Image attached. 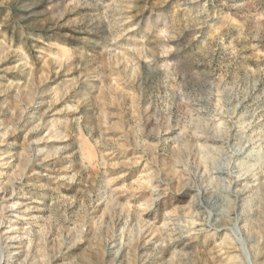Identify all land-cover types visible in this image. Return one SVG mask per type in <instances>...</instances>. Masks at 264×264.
<instances>
[{
    "label": "rangeland",
    "instance_id": "374dc122",
    "mask_svg": "<svg viewBox=\"0 0 264 264\" xmlns=\"http://www.w3.org/2000/svg\"><path fill=\"white\" fill-rule=\"evenodd\" d=\"M0 264H264V0H0Z\"/></svg>",
    "mask_w": 264,
    "mask_h": 264
}]
</instances>
